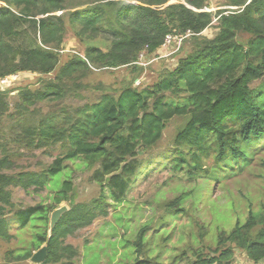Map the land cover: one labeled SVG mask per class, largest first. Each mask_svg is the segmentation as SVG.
<instances>
[{
  "label": "trees",
  "instance_id": "16d2710c",
  "mask_svg": "<svg viewBox=\"0 0 264 264\" xmlns=\"http://www.w3.org/2000/svg\"><path fill=\"white\" fill-rule=\"evenodd\" d=\"M223 4L228 8L211 12L207 0H0V79L54 73L44 80L43 90L18 92L24 104L16 105L9 142L27 151L56 145L61 151L41 172L10 174L12 160L0 157V240L10 241L12 225L16 231L30 229L33 237L29 247L10 250L0 264L26 261L30 247L44 244V264L70 261L77 251L64 240L106 215L104 200L73 204L71 183L63 180L54 190L53 207L28 206L7 218L13 210L10 188L42 190L67 169L68 161L97 166L92 177L116 205L126 201L135 179L159 167L216 181L221 173L241 170L264 146V0ZM212 28L208 37L205 32ZM68 33L79 48L71 44L66 49ZM166 45L182 49L174 54L176 65L143 88L133 87V78L145 69L140 56ZM120 67L127 72L125 84L93 103L39 119L27 109L34 102L62 101L68 84L78 85L99 69ZM255 81L259 84L251 87ZM11 92L0 86L1 107ZM175 118L185 121L172 139V150L141 160ZM3 138L0 133V153L7 143ZM186 196L168 201L164 215L140 227L131 245L120 242L134 264H142L137 257L151 251L155 235L162 238L165 226L186 213ZM64 200L71 208L48 236L50 213ZM214 229V248L191 243L183 249L187 264H231L234 249L252 264L264 262V209L249 211L244 222L237 220L229 230Z\"/></svg>",
  "mask_w": 264,
  "mask_h": 264
},
{
  "label": "rangeland",
  "instance_id": "374dc122",
  "mask_svg": "<svg viewBox=\"0 0 264 264\" xmlns=\"http://www.w3.org/2000/svg\"><path fill=\"white\" fill-rule=\"evenodd\" d=\"M207 2L211 12L228 8L223 4V0H207ZM213 32L215 31L212 28L205 34L211 37ZM71 44L79 48L73 36L68 33L64 46L67 49ZM179 47L173 50L166 45L153 55H141L139 64L144 65L145 69L140 77L133 78V87L143 88L153 80H157L161 72L174 67L176 65L174 54L182 52ZM126 73L124 67L99 69L82 79L78 85L68 84L69 88H66L67 93L62 101L34 102L28 105L27 109L38 119L40 116L46 117L58 111L70 112L78 106L95 102L103 93H113L110 91L121 88L125 84ZM53 74L43 76L37 73H23L17 80L6 86L12 92L5 96L4 105L0 106V133L4 134L3 139L7 142L0 157L7 155L12 160V169L7 170L10 174L41 172L61 152L59 145L27 151L9 142L10 128L17 114L16 105L20 104L22 107L24 104L18 98V92L23 89L30 92L43 90L44 80L52 78ZM258 84L259 81H255L251 87ZM184 121L182 118L171 120L166 125L160 143L139 158L154 159L162 152H170L173 148L172 139L178 129L183 126ZM209 162L210 160L207 161ZM66 165L67 169L42 190H34L33 187L27 190L20 187L10 188L13 210L7 214V218L11 219L13 212L17 209L37 204L52 206L54 190L59 189L63 180H69L71 183L70 195L73 204H88L95 200L106 201L105 216H99L90 225L77 230L64 240L65 244L77 251V255L70 261L62 260L57 264H65V262H70L69 264H134V257L126 256L127 247H122L120 242L124 241L125 244L131 245L138 229L161 218L164 215V205L181 194H187L182 204L187 209L186 213H183L181 217L173 218V221L165 226L166 230L162 238L156 235L153 237L149 242L151 251L147 255L142 254L137 257L142 264H187L188 259L183 250L187 245L192 243L200 249L214 248L217 236L215 227L229 230L237 220L244 222L249 211L257 212L264 209V146L254 152L247 165L241 170L221 173L220 179L216 181L206 180L203 177L189 178L183 172L175 173L168 165L159 167L148 175L135 179L126 201L116 205L113 204L107 191L101 192L99 182L92 177L97 166L89 168L79 160L68 161ZM103 194L107 198L103 199ZM61 206H65L68 211L71 208L70 201H62L52 211ZM16 227V225L11 226L12 238L9 242L0 240V263L6 260L7 252L20 246L29 247L33 239L30 229L16 231ZM150 233H146L147 238ZM42 246L38 249L30 247L32 255ZM231 260V264H252L245 253L237 249H234ZM19 264L32 263L28 259Z\"/></svg>",
  "mask_w": 264,
  "mask_h": 264
},
{
  "label": "water",
  "instance_id": "95a60500",
  "mask_svg": "<svg viewBox=\"0 0 264 264\" xmlns=\"http://www.w3.org/2000/svg\"><path fill=\"white\" fill-rule=\"evenodd\" d=\"M66 211L67 208L65 206H61L50 213L48 236L51 235L54 226L57 224L62 214ZM46 257H47V247L46 245H44L30 257L29 261L32 264H42L45 261Z\"/></svg>",
  "mask_w": 264,
  "mask_h": 264
},
{
  "label": "built area",
  "instance_id": "2783aa9c",
  "mask_svg": "<svg viewBox=\"0 0 264 264\" xmlns=\"http://www.w3.org/2000/svg\"><path fill=\"white\" fill-rule=\"evenodd\" d=\"M170 41H171V38L168 37L166 39V43L168 44V43H170ZM18 77H19V74H14V75H10V76L4 77V78L0 79V86L1 87H6V86L9 85V83H12L13 81L17 80ZM262 264H264V262Z\"/></svg>",
  "mask_w": 264,
  "mask_h": 264
}]
</instances>
